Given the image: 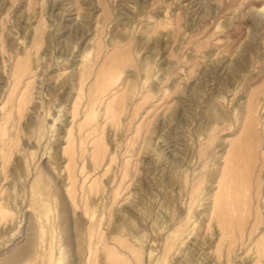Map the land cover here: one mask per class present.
I'll return each instance as SVG.
<instances>
[{
  "label": "rangeland",
  "instance_id": "obj_1",
  "mask_svg": "<svg viewBox=\"0 0 264 264\" xmlns=\"http://www.w3.org/2000/svg\"><path fill=\"white\" fill-rule=\"evenodd\" d=\"M0 264H264V0H0Z\"/></svg>",
  "mask_w": 264,
  "mask_h": 264
},
{
  "label": "bare ground",
  "instance_id": "obj_2",
  "mask_svg": "<svg viewBox=\"0 0 264 264\" xmlns=\"http://www.w3.org/2000/svg\"><path fill=\"white\" fill-rule=\"evenodd\" d=\"M256 163H257V158H254V160L251 162V164L248 167L249 173H248V180H247V188L246 189L249 188V184H250L249 183L250 182L249 179H250L251 175L254 174V170L257 168L256 167Z\"/></svg>",
  "mask_w": 264,
  "mask_h": 264
}]
</instances>
